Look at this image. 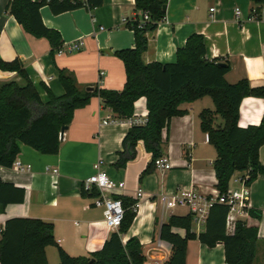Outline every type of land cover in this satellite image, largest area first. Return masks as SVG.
Here are the masks:
<instances>
[{
    "label": "crops",
    "instance_id": "0c3cea01",
    "mask_svg": "<svg viewBox=\"0 0 264 264\" xmlns=\"http://www.w3.org/2000/svg\"><path fill=\"white\" fill-rule=\"evenodd\" d=\"M9 1L0 0V57L7 62L17 59L23 62L44 103L48 101V94L43 86L56 97L65 94L60 82L62 70L74 77L80 91L95 86L104 90L125 89L127 72L116 52L135 47L134 32L122 21L139 15L135 0H103V5L93 10L83 7L59 15L48 5L44 6L40 11L44 24L63 37V51L55 56L47 39L27 33L15 17L6 13ZM236 8L242 10L239 20L235 16ZM256 8L264 9L251 0H167L165 20L147 34L148 49L143 54V62H174L178 48L193 34H200L206 41L208 60L231 64V71L226 75L229 83L247 79L253 87L264 86V11L261 21L248 20ZM78 41L84 43L83 47L69 52L68 46ZM13 80L20 81L16 72L0 70V87ZM210 99L208 96L181 105L186 114L172 118L163 134L164 156L177 167L167 171L155 169L147 176L143 173L152 155L147 153L143 142L138 144L135 160L124 168L117 166L123 140L132 126L121 119L104 124L118 118L99 97L75 111L58 154L42 155L20 144L22 152L18 160L30 166V171L0 167V179L24 189L26 199L23 204L0 208V240L8 220L24 217L52 223L57 243L72 257L89 256L102 249L111 234L118 230L105 228L104 209L95 206L94 198L83 195V182L96 173L95 165L103 161V169L110 178L125 183L124 189L112 193L114 197L127 196L135 200L139 188L145 192L136 221L123 236V242L138 238L144 248L146 264H165L172 248L160 238L161 227L171 216H186L190 211L180 207L164 212L160 196L184 189H195L206 196L219 193L213 167L216 151L206 142L200 121L203 110L215 108ZM136 105L134 116L146 117V100L142 98ZM263 115L264 99L245 98L239 125L243 128L258 126ZM199 151L201 155H197ZM184 155L187 162L183 160ZM204 155L211 157L205 159ZM260 162L264 165V146L260 149ZM48 168L57 169L58 173L47 171ZM241 175L236 173L233 178ZM232 183L233 179L230 186ZM250 190V212L253 210L260 217L250 214L243 221L258 229L254 264H264V175L252 183ZM235 225H227L228 234L234 232ZM179 233L185 234L183 230ZM159 240L161 248H158ZM46 256L49 264H59L56 247H48ZM186 264H226L224 245L209 248L199 240H192L188 243Z\"/></svg>",
    "mask_w": 264,
    "mask_h": 264
},
{
    "label": "trees",
    "instance_id": "16d2710c",
    "mask_svg": "<svg viewBox=\"0 0 264 264\" xmlns=\"http://www.w3.org/2000/svg\"><path fill=\"white\" fill-rule=\"evenodd\" d=\"M264 7V0H251ZM6 13L15 17L24 30L36 38H45L51 45L52 56L64 47L60 32L48 28L42 20L41 9L49 6L55 15L79 8L93 10L103 5V0H10ZM136 8L148 12L150 22L138 27L139 21L128 23L134 32L135 47L116 52L125 66L126 84L122 91L104 90L99 86L80 91L73 76L60 71V82L65 94L56 97L43 86L48 94L44 103L20 60L4 61L0 57V70L16 72L20 81L13 80L0 87V167L13 168L24 144L42 155H56L61 147V131L68 127L76 110L89 105L99 97L118 119L126 120L135 115L136 103L144 98L148 110V123L132 127L124 138L117 166L124 168L136 159L138 144L143 142L152 161L143 173L147 176L156 169L155 160L164 156L165 139L174 117L184 116V103H192L210 97L214 110L205 109L200 114L201 129L209 136V144L216 151L214 171L216 189L224 194L236 173H249V186L260 175L264 165L260 162V149L264 146V115L260 125H239L241 104L245 98L264 99V86L253 87L247 79L231 84L226 75L231 71L229 62L208 60V49L203 35L193 34L183 47L178 48L176 60L170 63L143 62L148 49L149 32L155 31L165 20L164 7L167 0H135ZM86 197L96 198L97 190L83 191ZM123 203L124 220L117 232L105 242L102 249L89 256L72 257L59 246L55 238V227L41 219L14 218L6 222L0 240V264H49L46 249L56 247L59 264H146L144 248L136 237L123 242L137 212L133 209L136 200L127 196H115ZM26 192L22 188L0 179V208L11 204H23ZM229 209L214 204L204 231L197 235L193 229V215L171 216L161 227L160 238L168 242L172 254L165 264H186L188 243L199 240L202 245L214 248L223 244L226 264H254L259 242L258 229L238 221L232 234L227 233ZM251 215L260 217L253 210ZM185 232L182 236L179 231Z\"/></svg>",
    "mask_w": 264,
    "mask_h": 264
},
{
    "label": "built area",
    "instance_id": "2783aa9c",
    "mask_svg": "<svg viewBox=\"0 0 264 264\" xmlns=\"http://www.w3.org/2000/svg\"><path fill=\"white\" fill-rule=\"evenodd\" d=\"M41 1V0H33V2ZM50 0H47V2ZM213 11V9H212ZM262 11L259 9H254L249 16V21H261L262 20ZM235 16L239 20L242 17V10L236 8ZM151 16L148 12L140 11L139 15H137L133 19L123 18V23L127 26L128 23L132 21H139V28H142L144 24L150 22ZM163 22V21H162ZM104 29V28H102ZM84 43L82 41H78L72 43L68 46L67 50L69 52H77L83 47ZM63 49L59 52L61 53ZM129 125L132 127L145 126L148 123V118L146 117H138L133 116L131 118L126 119ZM117 121H105L104 124H108L110 122H118ZM206 142L209 143V136L205 135ZM13 167L19 171H30V166H25L22 164L20 160H16ZM104 162L99 161L95 165L96 173L85 180L83 182V189L87 193L93 192V190H97L99 192V196L94 198L95 206L104 209V226L108 231L118 230L124 220L125 209L123 207V203L119 199H115L112 195L113 192L117 190H122L125 188V183L120 182L117 183L110 178L107 174L106 170L103 169ZM155 167L159 170H170L172 169V165L169 159L165 156H162L155 160ZM47 171H52L54 174L58 173L57 169L48 168ZM250 176L249 173H244L240 177L233 178L234 185L230 186L229 190L224 193H217L213 196H206L195 189L190 190H179L172 194H164L161 195L159 201L162 205V209L164 212L173 210L175 208H187L190 213L193 215V224H194V232L197 235H200L207 223L210 210L214 206V204H222L229 209L228 217H227V225L230 223L237 224L238 221H243V219L247 218L250 215V197L251 190L250 186L247 184ZM145 197V192L139 188L135 194L136 205H134L133 209L137 212L141 207L142 200ZM150 198L153 199L151 196ZM162 241H158V248H161Z\"/></svg>",
    "mask_w": 264,
    "mask_h": 264
},
{
    "label": "rangeland",
    "instance_id": "374dc122",
    "mask_svg": "<svg viewBox=\"0 0 264 264\" xmlns=\"http://www.w3.org/2000/svg\"><path fill=\"white\" fill-rule=\"evenodd\" d=\"M210 100H211V99H210ZM199 147H200V146H199ZM209 150H210V149H209ZM199 154L201 155V152H200V151H199V153H197V155H199ZM184 156H185V155H184ZM186 157H187V156L183 157V158H184V159H183L184 162H187ZM209 157H211V156L204 155L203 158L206 159V158H209ZM169 161H170V163H171V165H172L173 168H174V167H177V166L174 165V163H173L172 160H169ZM208 165L211 166V165H210V162L208 163ZM233 185H234V184L232 183V186H233ZM178 211H179V212H186V210H184V209H178ZM52 264H55V262H52ZM56 264H57V262H56Z\"/></svg>",
    "mask_w": 264,
    "mask_h": 264
},
{
    "label": "water",
    "instance_id": "95a60500",
    "mask_svg": "<svg viewBox=\"0 0 264 264\" xmlns=\"http://www.w3.org/2000/svg\"><path fill=\"white\" fill-rule=\"evenodd\" d=\"M164 10L166 11V6L164 7ZM89 90H91V88H89ZM68 130V127H63L62 131H61V135H60V139L63 140L64 139V135L65 132Z\"/></svg>",
    "mask_w": 264,
    "mask_h": 264
}]
</instances>
